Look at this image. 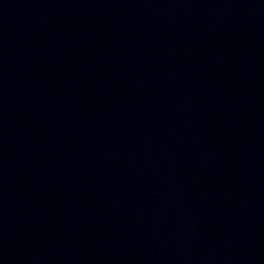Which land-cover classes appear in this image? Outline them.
I'll return each mask as SVG.
<instances>
[{
	"label": "water",
	"instance_id": "95a60500",
	"mask_svg": "<svg viewBox=\"0 0 264 264\" xmlns=\"http://www.w3.org/2000/svg\"><path fill=\"white\" fill-rule=\"evenodd\" d=\"M0 264H264V0H0Z\"/></svg>",
	"mask_w": 264,
	"mask_h": 264
}]
</instances>
